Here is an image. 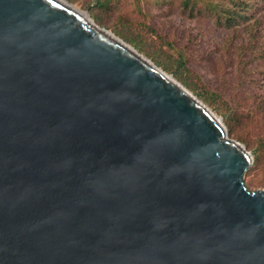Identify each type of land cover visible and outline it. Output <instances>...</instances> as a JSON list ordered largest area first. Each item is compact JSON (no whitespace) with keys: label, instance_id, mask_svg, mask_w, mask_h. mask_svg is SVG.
<instances>
[{"label":"water","instance_id":"1","mask_svg":"<svg viewBox=\"0 0 264 264\" xmlns=\"http://www.w3.org/2000/svg\"><path fill=\"white\" fill-rule=\"evenodd\" d=\"M212 116L50 0H0V264H264V189Z\"/></svg>","mask_w":264,"mask_h":264},{"label":"rangeland","instance_id":"2","mask_svg":"<svg viewBox=\"0 0 264 264\" xmlns=\"http://www.w3.org/2000/svg\"><path fill=\"white\" fill-rule=\"evenodd\" d=\"M64 1L87 13L99 28L125 42L201 102L225 127L227 138L250 154L252 163L243 175L246 188L264 189V0H244L247 9L230 28L216 12L194 17L182 13L180 0H111L104 10L96 7L103 0ZM221 5L224 8L228 1ZM252 153L258 163L253 164Z\"/></svg>","mask_w":264,"mask_h":264},{"label":"trees","instance_id":"3","mask_svg":"<svg viewBox=\"0 0 264 264\" xmlns=\"http://www.w3.org/2000/svg\"><path fill=\"white\" fill-rule=\"evenodd\" d=\"M225 0H180V5H181V12L182 13H189L188 16L194 17V13H212L216 12L218 17L220 18V22L223 25H226V28H230L236 21H238V18L240 17V13L242 10L247 9L248 2H245L244 0H226L228 1V5L225 6L224 8L221 5V2ZM111 0H103L102 3L98 4L96 7L100 8L102 10L106 9L107 5L111 4ZM222 8V9H221ZM99 13V11L97 12ZM101 18L95 17V21L97 23H100ZM125 41H127L129 44H132L133 46L136 47L135 43L126 37H123ZM179 61H182V55H179ZM167 70V68H164ZM188 85L187 83H185ZM199 98L204 101H208V99L202 94L198 95ZM234 116V112L231 113V118L229 115V126L228 127V132L231 133V125L230 123L232 122V118ZM253 156V164L258 163V157L256 153H252Z\"/></svg>","mask_w":264,"mask_h":264},{"label":"bare ground","instance_id":"4","mask_svg":"<svg viewBox=\"0 0 264 264\" xmlns=\"http://www.w3.org/2000/svg\"><path fill=\"white\" fill-rule=\"evenodd\" d=\"M50 1L53 2L54 4L58 5V6L62 7L63 9L69 11L70 13L75 15L76 17H78L81 21L84 22V24L86 26L92 28L95 32L99 33L103 38H105L109 42L117 45L119 48H121V49L125 50L126 52L135 56L139 61H141L149 69L155 71L165 82L169 83L170 85H172L173 87H175L179 91L187 94L189 96V99L192 100L193 103H195L196 105H199L201 103L195 97H193L186 89H184L180 84H178L170 75L166 74L161 69L157 68L151 61H149L148 59L139 55L133 48H131L129 45H127L125 42H123L119 38L115 37L113 34L108 32L107 30L99 28L90 19V17L88 16L87 13H83V12L77 10L76 8H74L73 6H71L70 4H68L64 0H50ZM212 117L215 118V120H217L214 115Z\"/></svg>","mask_w":264,"mask_h":264}]
</instances>
